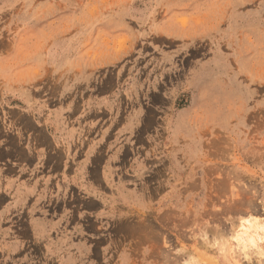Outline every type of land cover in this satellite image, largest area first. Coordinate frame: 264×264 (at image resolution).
Instances as JSON below:
<instances>
[{"label": "rangeland", "instance_id": "rangeland-1", "mask_svg": "<svg viewBox=\"0 0 264 264\" xmlns=\"http://www.w3.org/2000/svg\"><path fill=\"white\" fill-rule=\"evenodd\" d=\"M248 212L264 0H0V264H264Z\"/></svg>", "mask_w": 264, "mask_h": 264}, {"label": "bare ground", "instance_id": "bare-ground-1", "mask_svg": "<svg viewBox=\"0 0 264 264\" xmlns=\"http://www.w3.org/2000/svg\"><path fill=\"white\" fill-rule=\"evenodd\" d=\"M236 217L230 221L226 229L204 231L202 233L203 238L212 244L220 243L221 246H227L232 255L235 254L246 258L256 251L260 253L258 243L264 238L263 219L261 220L257 215H252L251 212ZM191 255H184L186 258H184L182 264H200Z\"/></svg>", "mask_w": 264, "mask_h": 264}]
</instances>
